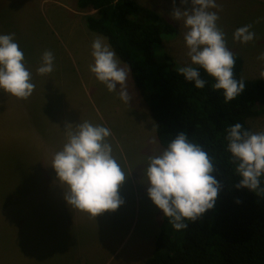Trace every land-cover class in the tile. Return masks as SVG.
<instances>
[{
  "label": "rangeland",
  "instance_id": "1",
  "mask_svg": "<svg viewBox=\"0 0 264 264\" xmlns=\"http://www.w3.org/2000/svg\"><path fill=\"white\" fill-rule=\"evenodd\" d=\"M162 1L173 11V0ZM216 2L221 9L210 10L218 11L217 24L226 35L228 48L244 60L242 75L258 78L264 68V60L257 59L264 52V0ZM70 3L0 0V34H15L35 84L28 99L0 89V264H144L154 250L164 216L148 196L144 170L148 157L165 147L155 135L152 113L131 70L127 88L129 93H137L140 111L131 99L125 103L119 98V89L108 91L90 71L94 62L91 42L74 25L73 11L62 6ZM175 6L186 9L191 5L175 0ZM168 13L169 18L172 12ZM165 19L177 27L175 21ZM250 23L256 39L246 44L235 41L234 31ZM48 31L58 33L55 35L66 49L58 43L51 50L55 42ZM185 31L182 25L177 35H165L163 43L154 47L156 58L163 60L164 53L170 54L167 46L173 45L176 55L171 56L182 66L189 64ZM74 42L86 46L77 50V58ZM46 50L55 56L54 71L39 75L36 69ZM67 50L73 54L72 60L61 58ZM259 64L263 66L255 67ZM39 88L44 89L42 98ZM85 120L111 129L108 139L113 155L128 174L119 193L124 203L96 218L68 205L64 197L67 185L51 166L54 153L66 142V124L75 126ZM248 124L252 132L264 131V114L249 118Z\"/></svg>",
  "mask_w": 264,
  "mask_h": 264
},
{
  "label": "clouds",
  "instance_id": "2",
  "mask_svg": "<svg viewBox=\"0 0 264 264\" xmlns=\"http://www.w3.org/2000/svg\"><path fill=\"white\" fill-rule=\"evenodd\" d=\"M176 7L173 0L174 20H183L186 31L184 40L190 63L177 68L185 80L202 89L207 81L202 78V68L214 78V90H223L224 99L230 102L245 90L242 79L234 76L236 54L227 46L226 35L218 26L221 9L216 0H180ZM254 23H259V20ZM253 25L237 28L233 39L249 43L256 39L251 31ZM93 63L89 69L108 91L116 92L119 98L129 103L131 96L127 88L130 69L122 67L117 55L97 36L91 45ZM264 60V52L257 57ZM55 56L50 50L42 53L37 74L47 75L54 71ZM264 78V70L259 74ZM119 84V88L117 85ZM0 89L18 99H28L35 89L31 71L26 67L25 55L15 39L14 33L0 34ZM227 151L231 153L235 172L241 177L234 185L253 192H264L260 178L264 176V131L252 132L239 122L228 126ZM111 129L87 120L77 125L66 124V142L54 153L51 166L58 179L67 185L64 197L72 207L96 218L105 211H115L123 203L120 187L126 174L113 155L109 142ZM218 169L203 146L192 142L189 136L180 132L156 155L148 157L144 175L147 177V193L153 203L163 211L164 216L176 230L188 227L185 220L196 221L215 205L220 182L213 173ZM240 203L239 200L236 201Z\"/></svg>",
  "mask_w": 264,
  "mask_h": 264
},
{
  "label": "trees",
  "instance_id": "3",
  "mask_svg": "<svg viewBox=\"0 0 264 264\" xmlns=\"http://www.w3.org/2000/svg\"><path fill=\"white\" fill-rule=\"evenodd\" d=\"M82 9H92L86 24L104 35L125 62L155 121L160 144L180 132L203 146L218 169L220 182L215 205L187 228L176 230L163 216L155 247L144 264H264V192L236 188L241 178L227 151L228 126L237 122L250 131L248 119L264 114V78H245L243 59L236 54L235 78L245 90L230 102L223 90H214L213 77L202 68L204 88L185 80L180 65L168 52L163 60L154 47L165 35H177L176 26L160 13L135 0H78ZM264 188V176L260 178ZM239 200L240 203L236 201Z\"/></svg>",
  "mask_w": 264,
  "mask_h": 264
},
{
  "label": "crops",
  "instance_id": "4",
  "mask_svg": "<svg viewBox=\"0 0 264 264\" xmlns=\"http://www.w3.org/2000/svg\"><path fill=\"white\" fill-rule=\"evenodd\" d=\"M71 1V3L70 4H68V5H62L64 8H66V9H69V10H71V11H73V13L76 15V17L74 18V25L75 26H77V28L78 27H80L81 29H79L78 28V30H79V32L81 33H78V34H80L81 35V37L82 38H87L90 42H91V45H92V42H93V40L97 37V36H99V37H102L103 39H104V41H105V43H107L108 45H110V43H109V41H108V39L104 36V35H100V33H98V32H95V31H92V30H90V29H88L87 27V24H86V16L87 15H89V14H93L94 13V10H92V9H82V8H80L79 6H78V0H73V3H72V0H70ZM135 1H137V0H135ZM141 2H140V4H142V5H144V6H146V7H148V8H151V9H153V10H155L156 12H158V13H160L163 17H165V18H167V19H169L170 21H175L176 23H177V30H179L180 31V26H182V25H184L183 23V20H180V21H177V20H174L173 18H172V16L171 15H169L170 17L168 18L167 17V15L169 14L168 13V10L170 11V13L172 12L171 10H170V7L169 6H167L166 5V3H165V1L163 2L162 0H140ZM143 1V2H142ZM138 2V1H137ZM139 3V2H138ZM165 4V5H164ZM166 16H165V15ZM85 23V24H84ZM53 31H51V32H49L48 31V33H52ZM86 33H88V34H86ZM55 34H57V35H59L58 33H55ZM55 34H53L52 33V37L54 38V42H55V44H53V46H50V49L51 50H53L54 49V46L56 45V44H58V43H60L65 49H66V46L64 45V43L62 42V39L61 38H58ZM178 34V33H177ZM51 37V38H52ZM68 40H69V38H68ZM75 40V39H74ZM73 40V41H74ZM171 40H173V39H171ZM168 41H166L165 42V44L167 43ZM167 46V45H166ZM84 48H86V46H84L83 44H78V43H76V42H74V44H73V46H72V49H73V51H74V56L77 58L78 57V55H77V50L78 49H84ZM111 48H112V46H111ZM167 48H168V50L170 51V55H172V54H174V55H176L175 53H172V50H173V48H175V46H171V45H168L167 46ZM87 49H89L90 50V47H87ZM114 50V49H113ZM247 52V51H246ZM242 53L243 55H244V57H246V55H247V53ZM181 54V53H180ZM237 54V53H236ZM117 55V54H116ZM239 55V54H238ZM64 57H66V58H70L71 60H72V57H73V54H70V52L67 50L66 51V53H65V55L63 54V55H61V58L63 59ZM117 57L119 58V56L117 55ZM120 59V58H119ZM175 59V58H174ZM243 59V58H242ZM121 60V59H120ZM119 60V61H120ZM122 61V60H121ZM243 63H244V60H243ZM251 63H252V60H251ZM120 64H122V62H120ZM253 64V63H252ZM260 66H256L255 65V67H262L263 65H261V64H259ZM28 66H29V64H28ZM122 67H124L123 66V64L121 65ZM244 66V65H243ZM261 70H264V68H262ZM243 77H244V75H243ZM246 78V77H245ZM259 78V77H258ZM43 90L44 89H42V88H39V90H38V96L40 97V98H42V93H43ZM130 96H131V101H132V103L134 104V107L138 110V111H140L141 110V106L139 105V103H138V96H137V93L136 92H134L133 93V91H131L130 93ZM133 94H134V99H133ZM139 95V94H138ZM142 109H143V112H144V115L145 114H148V116L150 115L149 114V112H148V109L146 108L145 109V107L144 106H142ZM152 115V114H151ZM152 117H153V115H152ZM153 122H154V126H155V128H156V121H155V119H154V117H153ZM155 135L157 136V133H155ZM157 139H158V137H157Z\"/></svg>",
  "mask_w": 264,
  "mask_h": 264
}]
</instances>
